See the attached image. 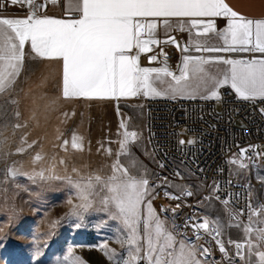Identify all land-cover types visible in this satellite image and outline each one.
<instances>
[{
	"label": "snow or ice",
	"instance_id": "1",
	"mask_svg": "<svg viewBox=\"0 0 264 264\" xmlns=\"http://www.w3.org/2000/svg\"><path fill=\"white\" fill-rule=\"evenodd\" d=\"M20 2L11 0L13 5ZM51 3L59 4L60 0H51ZM22 6L27 7V16L0 18V94L14 86L23 69L25 48L29 46L37 57L62 62L65 98L142 94L171 99H213L219 97V89L229 86L238 98L264 100V17L249 18L234 10L226 0H65L62 5L66 12L64 18L46 15V0H24ZM216 18L226 21L223 29L217 28ZM173 20L178 22L181 31L187 28L190 37L195 30L197 39H190L181 48L184 53L246 52L259 53L260 57L229 59L186 54L177 71H173L165 55L161 66L142 67L140 55L152 52V46L161 43L155 37L160 23L167 30ZM213 37L222 41V45H211L209 41ZM165 43L181 47L174 37H169ZM148 59L151 64L157 56L151 55ZM215 64L226 67L213 71L211 66ZM121 127L126 128L123 124ZM121 135L111 175H90L83 178L85 183H73L69 179L82 201L77 207L87 210L91 207L90 197H99L103 210L111 219L120 221L126 233V238H118L117 242L127 245L128 258H122L114 250L107 251L104 245L109 260H115L116 264H206L210 249L197 244L205 237H211L220 252L227 254L220 239L221 228L215 219L189 217L183 227L191 229V236L169 227L168 220L162 219L153 207L149 180L132 175L119 161L121 155L130 153L138 133L125 130ZM72 147H80L75 136ZM246 151L241 150V155ZM40 158L37 155L36 159ZM240 167L248 165L241 161ZM36 175L43 177V172ZM48 178L61 179L54 175ZM183 194L192 195L190 191ZM165 195L170 199L180 198L167 191ZM227 203L229 201L225 200ZM162 211L166 213L168 209ZM261 212H264V204L257 202L253 206L249 200L247 210L241 209L232 216L234 222L238 215L246 213L248 216L247 223L235 222L236 227L242 228L243 238L228 241L235 249L236 261L254 264L252 257L255 255L256 264H264V251L254 253L256 244L251 238L255 232L256 240L264 243V219L253 220Z\"/></svg>",
	"mask_w": 264,
	"mask_h": 264
},
{
	"label": "rangeland",
	"instance_id": "2",
	"mask_svg": "<svg viewBox=\"0 0 264 264\" xmlns=\"http://www.w3.org/2000/svg\"><path fill=\"white\" fill-rule=\"evenodd\" d=\"M216 23L218 29L226 26L222 18ZM177 24L173 20L166 30L161 23L155 37L197 39L195 30L190 37L187 28L181 31ZM209 43L219 47L223 42L213 37ZM172 60L178 66L182 56ZM211 67L216 71L226 66ZM60 74L57 63L34 59L18 86L0 97V264H116L109 260L104 245L107 251L128 258L127 245L117 242L126 238L120 221L110 218L96 196L90 197L87 210L77 207L82 201L69 184V179L85 183L83 178L90 175H111L125 130L137 132L138 137L130 153L121 155L119 161L132 175L149 180L152 204L161 218L188 236L192 231H183L178 220L182 216L217 220L227 254L220 252L211 237L200 239L197 244L210 249L206 264H244L235 260V249L228 244L229 239L241 240L244 232L229 226L226 209L211 190L206 196V187L183 169L178 170L181 180L174 181L156 166L144 138L143 104L151 96L66 99L60 93ZM73 136L80 144L78 149L72 147ZM182 141L188 144L191 139L183 135ZM37 155L41 158L36 159ZM40 172L43 177L36 175ZM53 175L61 179L48 178ZM242 180L252 188L253 206L264 204V166H248ZM166 191L180 198L170 199ZM188 191L191 196L183 194ZM257 219H264V212L253 217ZM251 238L256 244L253 252L264 251L255 232ZM252 259L256 264L255 255Z\"/></svg>",
	"mask_w": 264,
	"mask_h": 264
},
{
	"label": "built area",
	"instance_id": "3",
	"mask_svg": "<svg viewBox=\"0 0 264 264\" xmlns=\"http://www.w3.org/2000/svg\"><path fill=\"white\" fill-rule=\"evenodd\" d=\"M46 3V15H65L64 0L59 4L51 0ZM23 4L24 0L16 5L11 0H0V18L10 14L27 16L28 9ZM158 40L161 43L152 46L158 56H176L175 44L165 43L167 39ZM178 44L183 48L182 41ZM180 52L183 56L184 52ZM140 65L146 67L141 61ZM143 108L145 142L160 172L180 181L178 170H185L223 204L229 224L247 223L246 213L236 216L235 222L232 216L241 209L247 210L249 200L253 205L252 188L242 180L247 167H240L241 161L248 166H264V100H243L224 86L219 89L218 98L150 97L144 100ZM183 135L191 143L181 144ZM241 150H247L245 155H241ZM256 153L261 155L257 157ZM225 200L229 203L225 204Z\"/></svg>",
	"mask_w": 264,
	"mask_h": 264
},
{
	"label": "crops",
	"instance_id": "4",
	"mask_svg": "<svg viewBox=\"0 0 264 264\" xmlns=\"http://www.w3.org/2000/svg\"><path fill=\"white\" fill-rule=\"evenodd\" d=\"M226 2L233 7L234 10L240 12L241 14L249 17V18H261L264 17V0H226ZM65 3V0H64ZM51 17H56V18H64L66 17V12L64 16H51ZM218 20V18L216 19V21ZM161 24V23H160ZM217 24V23H216ZM218 28V27H217ZM178 34V33H175ZM188 39V36H187ZM163 40V39H162ZM177 43H179V40H176ZM183 42V47L186 46L188 44V40L186 41H182ZM168 45H172V44H168ZM162 45L159 47V51L161 50ZM152 52L150 53H142L140 56L143 57L141 61V63L146 66V67H159L161 66V62L164 60L163 56H158L157 55V50L155 48H152ZM173 50L176 51V56H181V52H180V48H177L176 44L173 45ZM153 52L155 53V55L157 56V60L154 61L153 63H149V59L148 57L151 55H154ZM196 52L194 51H190L188 54H192L194 55ZM197 54H201L204 56H212V57H223V58H229V59H249V58H259L260 54L259 53H246V52H218V53H197ZM162 55V54H160ZM184 55H186L184 53ZM183 55V56H184ZM182 56V57H183ZM34 59H41L45 62H55L60 66V83H59V87H60V93L62 94V62L61 61H57V60H49V59H44V58H40L35 56L34 54L31 53L30 47L26 46L25 48V60H24V65H23V69L19 75V77L16 79L15 84L13 87H11L10 89L6 90L4 93L0 94V97L5 96L7 94H9L12 90H14L18 84L21 82L22 78H24V75L26 73V70L28 69L30 63L34 60ZM168 59V58H167ZM168 66L173 70V71H177V69H175L177 66V64L175 63L174 60L169 59L167 60ZM179 63V62H178ZM215 67H220V66H225L223 64H215L212 65ZM139 97L144 96V95H137ZM64 97V96H63ZM136 97V96H135ZM76 99L77 97H68L66 99ZM121 97H116V99H119ZM108 99V98H106ZM258 99V98H257Z\"/></svg>",
	"mask_w": 264,
	"mask_h": 264
},
{
	"label": "bare ground",
	"instance_id": "5",
	"mask_svg": "<svg viewBox=\"0 0 264 264\" xmlns=\"http://www.w3.org/2000/svg\"><path fill=\"white\" fill-rule=\"evenodd\" d=\"M136 97H139V96H136ZM143 97V96H142ZM205 194H206V196H208V191L207 190H205ZM179 220V223L182 225V228H183V231H188V230H190V229H184V224H185V221H186V219L182 216L181 218H179L178 219Z\"/></svg>",
	"mask_w": 264,
	"mask_h": 264
}]
</instances>
